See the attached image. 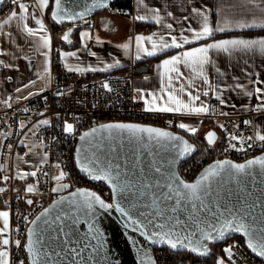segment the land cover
Wrapping results in <instances>:
<instances>
[{
	"label": "snow or ice",
	"instance_id": "obj_1",
	"mask_svg": "<svg viewBox=\"0 0 264 264\" xmlns=\"http://www.w3.org/2000/svg\"><path fill=\"white\" fill-rule=\"evenodd\" d=\"M10 2L13 8L6 18L0 20V41L7 39L10 43H15L14 35L12 31L5 32L6 26L16 22V30L27 38L28 43L31 45L35 38L39 35V45L35 49L40 55L47 57V51H41V49H47L50 44V40L47 36V29L45 28L44 21L41 17L45 14L46 9H51V18L56 23H62L65 20L75 21L82 19L88 11L92 8H106L108 0H92L90 5H86L82 12H69L65 9L63 0H33L32 4L25 3L24 0H0V5ZM136 7L144 12L143 15L137 13L134 17L136 21H154L162 28H167V39L164 34H160L156 42L154 37H157V33L153 32L151 35H136L135 40V57L136 61L141 60L142 55L145 57H154L160 53H166L168 49H182L178 54L172 55L169 58L162 60L158 68L166 69L167 76L160 73L161 87L159 89L160 95L157 96L155 92H146L144 89H136L139 93L140 99H142L146 105L145 111L163 112V113H180L182 115H199L201 113H207L209 107L201 102L200 106H195V102L200 100V95L193 93V83L197 78L202 80L203 84L209 85L211 89L216 90L215 85H211L208 79V73L206 71L208 66L215 67V60L212 56L213 52L224 53L229 56L241 53V54H259L264 56V36L258 38H244L243 36H233L227 39H214L216 33H227L235 30H245L251 28L264 29V19L258 20L257 13L264 17V0H245V3H233L230 4L229 9H225V0H220L219 7V19L214 23L209 20L210 9L206 4H201L199 7L195 6L193 0H184V4L188 6L189 10L187 15L180 18L174 16L172 11H167L166 16L174 20H183L186 26H182L181 32L175 34L173 23H164L161 13L164 9L155 4H150L147 0H135ZM31 8H36V12L30 11ZM239 9V12L235 10ZM229 11L232 15H229ZM127 14V13H124ZM251 16L252 19H248ZM34 21L37 27L29 26L27 21ZM193 22L197 24V27H192ZM72 33V28H69L61 37V39L69 44L72 41L69 39ZM90 38L88 31L80 33V40L84 47H87V39ZM201 41H210L201 44ZM151 45V49L146 46ZM187 45H196L194 47H185ZM126 52L129 50V44L124 43L120 45ZM4 49L0 47V53H3ZM91 56H96L95 52L89 50ZM111 55V54H109ZM76 52H61L60 58L66 60L68 57H75ZM103 63L102 68L86 67L81 68L79 66L72 67L65 63V68L68 72H84V71H107L114 67L120 66L119 60H114L113 63ZM47 59L41 72L37 73L38 78H42L49 72ZM0 66L5 68L12 67L11 64H4L0 61ZM181 66L188 70L190 75L186 76V73L181 71ZM246 75V69H243ZM216 72L223 76L225 73L221 72L220 68L216 67ZM148 79V77H145ZM233 80L237 81L232 85L233 89H240L244 94L250 98L254 97L257 100V104L253 107V111L264 112V80L259 78L250 81L251 88L239 82V77H233ZM187 81V83L185 82ZM35 81H29V84H34ZM23 87H28L25 84ZM102 87L108 91H111L109 83L105 82ZM16 92H20L21 88H16ZM43 89L36 93H29L28 96L22 97V99H28L32 95H40ZM58 95H63L62 92H58ZM204 96H208V91H203ZM187 95L188 102L181 99V96ZM151 97V100L147 99ZM220 99L221 104L226 102L218 95L216 97ZM19 99V98H18ZM159 101V104H158ZM9 108L11 104L7 100L2 101ZM233 107H236L233 105ZM246 107V106H245ZM25 112L29 110L24 109ZM227 115V113H222ZM43 116V113H40ZM246 125L251 124L250 121H244ZM48 125L47 119L37 121L32 131L35 130L36 125ZM178 128L190 132L192 134L197 133V128L189 126L183 122L177 125ZM221 129H226L225 125H219ZM255 127V126H254ZM19 128L24 129V122L19 123ZM74 128L72 123L67 121L63 124V132L66 134L73 133ZM98 132H108L109 134L115 132H127L133 137L139 136L141 140L147 137L148 143H154L161 148H167L174 154V159L183 158L184 156L191 155L194 151L193 145L185 140L180 135H174L169 131L162 130L160 128L142 126L134 123H109L102 124L99 128H92L90 131L84 132L79 139L81 141L92 143L89 140L90 137L95 138V134ZM0 135L8 136L7 132H0ZM229 137L233 141H238L241 144L238 151H243V145L247 143V147H253L254 142H261L264 144V134L260 131H256L252 137L245 139L243 136H237L229 134ZM206 140L209 145L214 144L216 135L214 132L209 131L206 134ZM248 141H251L249 143ZM43 143V141H41ZM4 142L0 141V146H3ZM23 144V141H21ZM7 147L11 149L12 145L8 144ZM236 148V145H232ZM29 153L32 151V146H28ZM81 153L82 159L79 162L81 170L88 174L92 179L96 180H108L113 182L114 191V203H106L100 195L96 192L88 191L87 189L77 188L75 192H71L69 197L61 196L57 204H63L65 200L68 201L69 211L63 214H58L56 220H62L63 216H72V207L82 215H84L89 222V233L80 236L74 229V225L79 223V216H72V223H64L59 232L67 237L64 241H59L57 237L51 235V233L45 234L49 227V221L43 220L42 224H38L42 217H46L48 209L37 216L35 219L29 220L27 216L21 218L29 223L27 233L25 234L26 243L20 239H14L10 236L11 229L9 222V211L0 210V264H52V256L61 258V254L68 257L73 261V264H88L92 259V255L89 254L84 257L82 254L89 248L95 252H99L104 247L101 242L102 233L95 227L93 218L95 216V208L98 206L100 209L109 210L115 207L116 211L121 213L127 220L125 227L129 225L137 230L145 237L147 241H150L154 245H165L170 250L182 249L189 253L198 256H208L210 254V243L218 241H224L226 236L231 233H239L246 237V245L251 249L256 256L264 257V216L258 217L253 220H248L245 215L247 209L242 210L236 206L232 208L224 207V211L215 213L213 210L208 209V206L204 202V196L209 191V184L214 177L221 175L222 172L227 171L230 176H235L239 173H245L247 169H251L254 165H259L261 169H264V156H258L255 159L249 160L244 164H232L230 161H216L214 165H210L193 183L185 182L180 179L174 171L169 167L162 171V165H158L155 161L152 162L151 168L148 172H143L142 175L147 177V181H135L129 180L128 177L122 174L119 170V165L113 166L112 162H100L99 157H89L85 155L86 150L80 147L76 150ZM27 155V153H26ZM47 154L41 157V165L36 170L31 172H17L14 177L3 175L0 177V183H5L9 179H21L25 177H37L38 172L41 171L43 164L47 162ZM20 160L24 163H30L26 161L24 156L20 157ZM171 163V161L169 162ZM0 165V168H3ZM55 167L59 168L57 163ZM135 167V165H134ZM154 170L157 176H152L151 171ZM43 175L47 177V172ZM66 173L60 170L58 175L52 177L56 182L63 181ZM160 180H163V186L160 184ZM127 181V182H126ZM139 183L140 188L145 190L160 189L159 192L152 193V199L150 204H145V208H152L153 211L150 214H145L144 211H139L133 214L130 208L127 206L133 195H145V192L140 191L137 187ZM69 187L66 183H58L57 186H53L51 191L57 193L62 189ZM136 189V192H133ZM164 189H167L165 192ZM35 187L32 184H28L25 188L27 193H33ZM6 189L0 187V193H4ZM121 197V202L115 200L116 194ZM169 201L174 203L169 204ZM28 205L34 204L32 199H27ZM191 205L192 212L189 215L192 218L193 223L187 224L185 227L182 222L176 216H167L165 213H175L181 208V205ZM135 207V205H132ZM251 207H255V202H252ZM264 207V205H262ZM205 210V219H200L194 215L196 211ZM207 212H213L211 221L207 220ZM248 215H251L248 212ZM153 217L160 218L164 222L157 223ZM35 227H32V226ZM76 239L73 241L72 237ZM91 237V239L89 238ZM96 240V244H92L91 241ZM55 245L51 247L49 245ZM75 243L76 247L68 248L67 245ZM12 248L20 249L24 253V259L13 258L11 254ZM238 244L232 243L223 247V256L218 257L214 264H236L233 256V249H237ZM51 253L52 255H50ZM152 257L148 256L147 260H141L140 264H151Z\"/></svg>",
	"mask_w": 264,
	"mask_h": 264
},
{
	"label": "built area",
	"instance_id": "obj_2",
	"mask_svg": "<svg viewBox=\"0 0 264 264\" xmlns=\"http://www.w3.org/2000/svg\"><path fill=\"white\" fill-rule=\"evenodd\" d=\"M29 4L33 0H24ZM127 2V3H126ZM127 4V5H126ZM135 0H112L105 8L111 14L121 17H129L131 20L132 34L137 33L136 20L134 19ZM13 8L10 2L2 5L0 20L6 16ZM127 13V14H124ZM90 25L89 18L76 22L64 23L58 27L60 31L71 27L79 28ZM141 33H149L150 28L144 26ZM154 68L148 62H133L128 66L107 73L92 74L87 72H68L59 63V56L52 57L51 68L47 87L30 99L13 103L9 100L8 106L0 109V132L9 133L8 136L0 135V168L1 175L14 177L16 175V159L19 156L28 154V146H32V153L39 158L34 170L41 165V157L47 154V162L43 164L37 177H31L34 181L35 191L27 193L18 191L14 184L16 179H9L4 183L6 189L1 193L5 198V203L9 211L10 236L20 239L26 243L24 237L30 226L23 220L22 216H27L29 220L35 219L45 206L61 197L68 191L77 188L89 189L100 195L106 203H114L113 193L109 185L102 181H91L82 176L75 165L74 159L79 144V137L89 128L107 122H127L160 127L168 130H176V119L179 114L145 111V103L136 96L135 83L145 77H152ZM109 83L111 91L102 87L103 83ZM62 92L63 95H58ZM27 108L29 111L25 112ZM40 113L44 115L41 116ZM220 118L221 125L226 129H221V134L213 145L205 146L201 149V155L197 152L190 159L179 165V173L184 180L189 181L208 163L219 160H232L244 162L250 160L264 151V144L254 142L253 147L248 148L247 143L243 145L244 150L238 151L241 147L238 141L230 139L229 134L252 137L255 135L253 124L246 125L234 115L207 116V118ZM47 119L48 125H33L39 121ZM67 121L73 124L74 131L71 134L63 132V124ZM24 122L25 128L20 129L19 123ZM23 141V144H21ZM43 141V143H41ZM251 143V141H248ZM8 144L12 147L9 149ZM232 145H236L233 148ZM60 167L57 169L56 164ZM33 170V171H34ZM63 170L66 175L63 181L69 187L64 192L53 193L51 188L54 185V172ZM47 172V177L43 175ZM27 199H32L34 204L28 205ZM237 243L238 248L233 249L236 264H264L263 261L252 255L235 238L225 239L223 247ZM165 248H154L153 255L157 264H206L202 258L196 257L189 252L177 253L174 255ZM13 258L24 259V253L20 249L12 248Z\"/></svg>",
	"mask_w": 264,
	"mask_h": 264
},
{
	"label": "crops",
	"instance_id": "obj_3",
	"mask_svg": "<svg viewBox=\"0 0 264 264\" xmlns=\"http://www.w3.org/2000/svg\"><path fill=\"white\" fill-rule=\"evenodd\" d=\"M150 4H155L156 6H160L164 9V12L161 13L164 23H173L175 34H179L182 30V26H186L183 20H174L170 17L166 16L167 11H172L174 16L180 18L184 15H187L189 10L188 6L184 4V0H147ZM245 3V0H225L224 7L225 9H229L230 4L233 3ZM27 3V2H25ZM195 6L199 7L201 4H206L210 9L209 12V20L210 22H215L219 19V7L220 0H193ZM29 4V3H28ZM47 10V9H46ZM45 10V11H46ZM30 11L36 12V8H31ZM239 12V9L235 10ZM143 15L144 12L141 11L134 5V13L135 16L137 13ZM229 15H232V12L229 11ZM45 15V14H44ZM43 15V16H44ZM6 18L4 16L1 20ZM44 21V17H41ZM258 20L264 19L261 17L260 13H257ZM248 19H252L251 16ZM90 25L86 27L76 28L74 32L70 35L71 44L63 41L61 36L63 35V31H60L58 27L53 33L49 30V26L46 23L45 28L47 29V36L50 40L49 47L47 49H41V51H47L48 55L45 58L43 55H40L35 49L39 45V35H43L40 33L34 40V42L30 45L28 40L31 38H27L19 33L16 28V22L14 21L11 25L6 26L4 31H12L15 39V43H10L7 39L0 41V47L4 49L3 53H0V61H3L4 64H11L12 67L6 68V74L9 75V69H13L12 71L20 74L23 79L15 82L17 84V88H23L25 84L30 85V88L25 93H22L21 97H26L30 92L36 93L41 89H45L48 85L49 72L47 75H44L43 78L46 79L47 83L45 86L41 87L40 85L35 84L38 76L37 73L41 72L43 66L45 64V59H47V66L50 70L52 57L54 54L59 56V63L65 67V63L69 66L76 67L79 66L81 68H86L89 66L102 68L103 61L104 63H113L114 60L120 61L119 67L111 68L107 71H84L92 74H101L112 72L121 68L128 66L133 62H148L154 68V74L152 77L148 79L138 80L135 83L136 89H144L146 92H155L157 96L160 95L159 89L161 87V75L163 72L165 74V79L167 76L166 69L158 68L157 65L164 60L165 58H169L172 55L178 54L182 49H168L166 53H160L154 57H145L142 55L141 60L136 61L135 57V40L134 37L136 35H151L153 32L157 33V37H154L157 43H159V35L164 34L167 39L168 29L162 28L160 25L156 24L154 21H136L137 33L132 34L131 31V20L129 17H121L115 14H111L108 10L104 9L99 11L94 16L89 18ZM29 26L37 27L34 21H27ZM48 26V27H47ZM144 26H148L150 28L149 33H141V29ZM192 27H197V24L193 22ZM67 30V29H66ZM83 31H88L90 34V38L87 39V47H84L80 40V33ZM233 36H243L244 38H258L264 36V29L260 28H251L245 30H235L227 33H216L214 39H227ZM210 41H201L200 43H207ZM128 43L129 50L126 52L120 45ZM149 49H151L150 44H146ZM196 45H187L185 47H194ZM89 50L91 52H95L96 56H91L89 54ZM61 52H76L75 57H68L66 60L60 58ZM111 54V55H109ZM212 56L215 60V67L208 66L206 71L208 73L209 83L211 85L216 86V90L214 91L209 87V85L203 84L200 78H197L193 83V93L200 95V100L195 102V106H200L201 102L209 107V111L207 113H201L199 115H182L180 113L179 117L176 119V126L183 122L189 126L196 127L197 133L192 134L190 132H186L183 129L177 127V129L184 134L189 136H197L198 138H205V134L213 130L216 134V138L221 134V129L218 131L216 128H212L211 122L214 120H218L221 124L220 118L210 119L207 116L216 115L221 116L222 113H227V115L237 116V119L241 121H250L253 124L254 130L260 131L264 134V112H256L253 111V107L258 103L257 100L252 97H248L244 94V92L240 89H233L232 85L237 83V81L233 80V77H239V82L251 88L252 85L250 81L256 78L260 80H264V56L259 54H241L236 53L231 56L224 53H216L213 52ZM31 61V62H30ZM30 62V64H29ZM216 67L220 68L221 72L225 73V75L221 76L216 72ZM5 68V67H4ZM250 75H246L245 71ZM181 71L186 73V76L190 75L188 70L181 66ZM29 81H35L34 84H29ZM187 83V81H185ZM203 91H208L209 95L204 96ZM220 96L226 103L221 104L220 99H217V96ZM36 95H32L28 99L34 97ZM136 96L140 99L139 93L136 91ZM147 99L151 100V97H147ZM185 102H188L187 95L181 96ZM27 99H22L18 101H24ZM142 100V99H140ZM143 101V100H142ZM159 104V101H158ZM235 105L236 107H233ZM246 106V107H245ZM205 140V139H204ZM216 141V139H215ZM208 145V144H207ZM213 145V144H212ZM211 146V145H209ZM20 157L16 159V173L17 172H31L35 169L39 158L35 157L32 153H28L24 155L26 161H30V163H24L20 160ZM0 177H2L0 173ZM28 184L34 185V181L31 176L25 177L23 180L16 179L14 187L18 191H25V188ZM4 183H0V187H3ZM57 186V185H56ZM0 210H7V206L5 203L4 196L0 193ZM10 222V216H9ZM2 223V221H0Z\"/></svg>",
	"mask_w": 264,
	"mask_h": 264
},
{
	"label": "water",
	"instance_id": "obj_4",
	"mask_svg": "<svg viewBox=\"0 0 264 264\" xmlns=\"http://www.w3.org/2000/svg\"><path fill=\"white\" fill-rule=\"evenodd\" d=\"M112 0H108V4ZM92 0H63L64 7L69 12H82L86 5H90ZM2 5H0V8ZM105 8H92L90 11L86 13V15L82 19L91 18L99 11L104 10ZM51 18V12H50ZM52 22L56 23L52 18ZM81 19H77L75 21L65 20L62 23H56L57 25H61L64 23L76 22ZM72 32L75 31V27H71ZM69 29V28H68ZM67 29V30H68ZM63 31L64 33L67 31ZM63 33V34H64ZM71 35V34H70ZM63 36V35H62ZM61 36V37H62ZM70 39V36H69ZM1 68V66H0ZM109 123H127V122H107L102 124ZM96 125L94 127L99 128L100 125ZM135 124V123H134ZM142 126L155 127L150 125L139 124ZM87 129L85 132L90 131L92 128ZM160 128V127H155ZM165 131H169L174 135H180L185 140H187L191 145H193L194 151L191 155L184 156L183 158L174 159V154L171 150L167 148H161L154 143H148L147 137L145 136L143 140L137 137L131 136L127 132H115L109 134L108 132H98L95 134V138H89L92 141L91 144L81 141L79 139L78 147L85 149V155L89 157H99L100 162H112L113 166L119 165V170L122 174L126 175L129 180L135 181H147V177L142 175L143 172H148L151 168L152 162L155 161L158 165H162V171L168 169L169 167L174 171V173L179 176L180 179H183L179 173V165L182 162L187 161L197 152V146L191 140L188 139L184 134L174 131L168 130L164 128H160ZM214 132L213 130H210ZM209 132V131H208ZM207 132V133H208ZM206 133V134H207ZM215 133V132H214ZM205 134V137H206ZM216 135V134H215ZM206 143L207 140L204 138ZM208 144V143H207ZM209 145V144H208ZM77 147V148H78ZM258 156H264V151L255 156L252 159H255ZM82 159L81 153L76 151L75 155V165L78 172L91 181H102L110 186L113 197L114 191L113 182L108 180H96L92 179L88 176L87 173L81 170L80 161ZM250 159V160H252ZM171 161V163H169ZM219 161H230L232 164H244V162H236L232 160H219ZM216 161H212L205 165L191 180L185 182L193 183L196 179L207 169L210 165H214ZM135 165V167H134ZM152 176H157L154 170L151 171ZM127 182V181H126ZM164 181L160 180L161 186H163ZM137 187L140 188L139 183H137ZM88 191H91L87 189ZM160 189H143L140 188V191L145 192V195H133L131 200L128 203V207L130 211L135 214L139 211H144L145 214H150L153 209L145 208V204H150L152 199L153 192H159ZM66 191V189H62L61 192ZM73 191H68L64 193L63 197H69V194ZM166 192L167 189H164ZM92 192V191H91ZM133 192H136V189H133ZM60 197L48 204L43 208V210L37 215L39 216L45 208H47L48 214L46 217H42L41 221H38V224H42L44 219H47L49 223V227L47 228L46 235L51 233V235L58 238L59 241H64L67 239L62 233L59 232V228L64 223H72V216H79V223L74 225V229L80 236H84L89 233V222L87 218L80 214L75 207H72V216H63L62 220H56V216L58 214H63L69 211L68 201L65 200L63 204H57L56 201H59ZM115 200L117 202L123 203L121 201L120 195L117 193L115 196ZM204 202L208 206V209L213 210L215 213H220L224 211L223 206H227L228 208H232L236 206L241 208L242 210L247 209L245 211V215L248 220H253L258 217L264 216V169H261L259 165H254L251 169H247L245 173H239L235 176H230L227 171L222 172L221 175L214 177L213 180L209 184V191L204 196ZM252 202H255V207H251ZM169 204L174 203V201H169ZM135 205V207H132ZM192 212L191 205H181V208L177 210L175 213L167 212L165 215L167 216H176L182 222V225L185 227L187 224H192V218L189 213ZM248 212L251 215H248ZM213 212H207V220L211 221ZM194 215L200 219H205V210L196 211ZM36 216V217H37ZM153 219L157 223L164 222L160 218L153 217ZM187 222V224H184ZM93 223L95 227L99 229L101 236V242L104 244V247L99 250V252L93 251V249L89 248L82 255L87 257L89 254L92 255V259L88 262V264H140L141 260H147L148 256L152 257L151 264H157L153 255L154 248H165L170 250L169 247L165 245H154L150 241H147L143 235L137 230H134L132 226L125 227L127 220L121 213L117 212L115 207L109 210L100 209L98 206L95 208V216L93 218ZM32 227H35L34 225ZM230 237H240L242 238L245 248L254 256L255 253L249 249L246 245V237L242 236L239 233H231L226 236L225 239ZM91 239V237H89ZM73 241H75L76 237H72ZM223 241H218L211 244H220ZM92 244H96V240L91 241ZM55 247V245H49ZM68 248L76 247L75 243H70L67 245ZM172 252L183 253L187 252L182 249L170 250ZM52 255L51 253H49ZM192 254V253H191ZM199 258H209L212 255V249L210 247V254L208 256H198L192 254ZM258 259L264 262V257H258ZM52 264H73V261L68 257L61 254V258H56L54 255L52 256Z\"/></svg>",
	"mask_w": 264,
	"mask_h": 264
},
{
	"label": "rangeland",
	"instance_id": "obj_5",
	"mask_svg": "<svg viewBox=\"0 0 264 264\" xmlns=\"http://www.w3.org/2000/svg\"><path fill=\"white\" fill-rule=\"evenodd\" d=\"M43 17L49 26V27L47 26L49 28V30L54 32L56 28H53L50 25L51 20L49 18L45 17V15ZM30 62H29V64H30ZM12 70L13 69L8 70L9 71V75H8V74H6V71H7L6 68H4L3 66H1V68H0V109L7 107V105L2 102L3 100H7L9 103V100L11 99L13 103H16L18 100H22L21 94L25 93L30 88V85H28V87L21 88L20 92H16L15 90L17 88V84H15V82L20 81L21 79H23V77L20 74L15 73V69H14V72ZM46 83H47L46 79L42 77V78H38L35 84L43 87L46 85ZM211 123H212L211 124L212 128H216L218 131L221 129L219 127V125H221V124L218 120H214ZM59 171L60 170H57V173L55 171L54 174L58 175ZM56 185H57V182L54 181L53 186H56ZM229 264H230V262H229Z\"/></svg>",
	"mask_w": 264,
	"mask_h": 264
},
{
	"label": "trees",
	"instance_id": "obj_6",
	"mask_svg": "<svg viewBox=\"0 0 264 264\" xmlns=\"http://www.w3.org/2000/svg\"><path fill=\"white\" fill-rule=\"evenodd\" d=\"M127 3V2H126ZM127 5V4H126ZM50 12H51V9H47L45 11V17L50 18ZM0 13H1V9H0ZM53 28H56L57 27V24L52 22L51 20V24H50ZM56 30V29H55ZM54 33V32H53ZM174 131H177V132H180L182 134H184L183 132L179 131L178 129L174 130ZM186 137H188L189 140H191L193 143L196 144V146L198 147V152H197V156H200L201 155V149L203 150V148L205 146H207V143L204 139L202 138H198L197 136H189L187 134H184ZM193 179V178H192ZM192 179H190L189 181H191ZM235 238L239 243L242 244V246L245 247L244 245V242L242 240V238L240 237H233ZM211 249H212V255L209 257V258H205V259H202L203 261H205L206 264H214L215 260L218 258V257H221L223 256V243H220V244H211L210 245ZM174 255H178L177 253H173ZM177 264V263H176ZM229 264V262H228Z\"/></svg>",
	"mask_w": 264,
	"mask_h": 264
}]
</instances>
